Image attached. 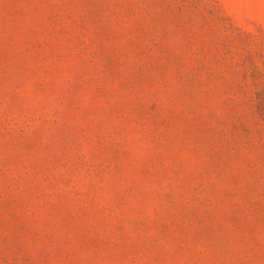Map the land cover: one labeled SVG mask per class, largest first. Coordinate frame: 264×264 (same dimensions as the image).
I'll return each mask as SVG.
<instances>
[{
    "label": "rangeland",
    "instance_id": "rangeland-1",
    "mask_svg": "<svg viewBox=\"0 0 264 264\" xmlns=\"http://www.w3.org/2000/svg\"><path fill=\"white\" fill-rule=\"evenodd\" d=\"M0 264H264V0H0Z\"/></svg>",
    "mask_w": 264,
    "mask_h": 264
}]
</instances>
